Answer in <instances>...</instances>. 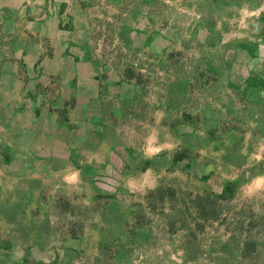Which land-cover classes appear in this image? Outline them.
Masks as SVG:
<instances>
[{
  "label": "rangeland",
  "instance_id": "374dc122",
  "mask_svg": "<svg viewBox=\"0 0 264 264\" xmlns=\"http://www.w3.org/2000/svg\"><path fill=\"white\" fill-rule=\"evenodd\" d=\"M141 5L129 43L113 35L104 56L127 78L116 124L142 185L121 179L122 220H92L109 192L95 210L85 199V220H59L76 241L55 264H264V0L119 7Z\"/></svg>",
  "mask_w": 264,
  "mask_h": 264
},
{
  "label": "crops",
  "instance_id": "0c3cea01",
  "mask_svg": "<svg viewBox=\"0 0 264 264\" xmlns=\"http://www.w3.org/2000/svg\"><path fill=\"white\" fill-rule=\"evenodd\" d=\"M123 1L131 0H0V264L67 256L76 240L56 225L85 220V199L94 208L113 193L92 220L123 219L121 179L139 170L116 124L124 77L104 48L113 35L129 43L148 11L120 10ZM144 169L153 177L152 163ZM133 181L134 191L142 184Z\"/></svg>",
  "mask_w": 264,
  "mask_h": 264
}]
</instances>
